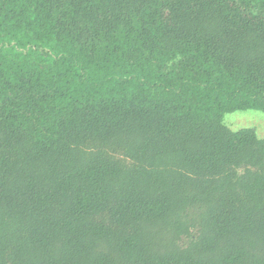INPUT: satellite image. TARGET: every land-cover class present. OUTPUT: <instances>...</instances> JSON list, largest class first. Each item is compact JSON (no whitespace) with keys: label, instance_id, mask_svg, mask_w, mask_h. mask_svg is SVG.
Returning <instances> with one entry per match:
<instances>
[{"label":"trees","instance_id":"trees-1","mask_svg":"<svg viewBox=\"0 0 264 264\" xmlns=\"http://www.w3.org/2000/svg\"><path fill=\"white\" fill-rule=\"evenodd\" d=\"M250 109L264 0H0V264H264Z\"/></svg>","mask_w":264,"mask_h":264},{"label":"rangeland","instance_id":"rangeland-1","mask_svg":"<svg viewBox=\"0 0 264 264\" xmlns=\"http://www.w3.org/2000/svg\"><path fill=\"white\" fill-rule=\"evenodd\" d=\"M225 123L233 130L246 127L254 128L260 137H264V112L262 111L250 109L227 113L225 115ZM195 235L196 231L193 230L192 237L186 238L183 243L187 245Z\"/></svg>","mask_w":264,"mask_h":264}]
</instances>
